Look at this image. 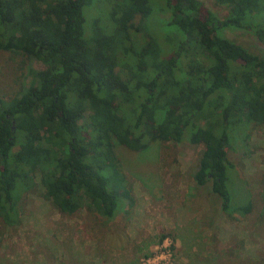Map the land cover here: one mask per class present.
<instances>
[{
    "label": "trees",
    "instance_id": "1",
    "mask_svg": "<svg viewBox=\"0 0 264 264\" xmlns=\"http://www.w3.org/2000/svg\"><path fill=\"white\" fill-rule=\"evenodd\" d=\"M103 1L107 32L84 24L89 0H0V51L43 66L27 70L31 81L16 97L0 100V225H19L35 177L58 213L85 202L112 219L134 202L113 146L137 153L156 141L201 146L194 183L210 184L227 217L247 214L251 204H233L227 186V132L264 125V54L217 30L242 28L264 44V0H213L227 11L222 21L197 0ZM155 10L167 16L157 26L165 55L145 33L133 46Z\"/></svg>",
    "mask_w": 264,
    "mask_h": 264
},
{
    "label": "rangeland",
    "instance_id": "2",
    "mask_svg": "<svg viewBox=\"0 0 264 264\" xmlns=\"http://www.w3.org/2000/svg\"><path fill=\"white\" fill-rule=\"evenodd\" d=\"M89 1L83 9L84 24L95 21L107 32L108 5L103 0ZM197 1L217 20L226 17V9L213 0ZM151 2L159 5V0ZM166 17L153 11L133 46L143 44L145 33L164 55L168 53L157 28ZM217 33L252 54H264V44L249 31L223 28ZM28 69L38 71L43 66L0 51V100L12 99L27 88ZM119 76L124 79L126 73L120 71ZM237 127L227 132L233 150L226 151V157L234 166L227 186L233 204H251L247 214L227 217L219 210L210 184L194 183L192 173L201 146L156 141L135 153L115 145L113 152L131 185L133 205H124L110 220L86 208L85 202L74 214L63 215L41 196L35 177L34 189L21 197L19 225H0V264H264V125ZM242 135L245 142L238 143Z\"/></svg>",
    "mask_w": 264,
    "mask_h": 264
}]
</instances>
